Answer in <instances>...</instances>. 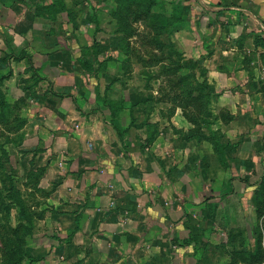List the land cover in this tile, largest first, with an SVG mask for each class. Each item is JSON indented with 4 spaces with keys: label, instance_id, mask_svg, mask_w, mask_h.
I'll return each mask as SVG.
<instances>
[{
    "label": "crops",
    "instance_id": "obj_1",
    "mask_svg": "<svg viewBox=\"0 0 264 264\" xmlns=\"http://www.w3.org/2000/svg\"><path fill=\"white\" fill-rule=\"evenodd\" d=\"M172 6L184 72L209 86L205 120L172 103L149 142L83 69L69 0H0L15 37L0 49L26 53L6 64V96L30 99L19 146L46 169L37 186L52 185L43 224L58 227L63 264H255L264 251V0Z\"/></svg>",
    "mask_w": 264,
    "mask_h": 264
},
{
    "label": "rangeland",
    "instance_id": "obj_2",
    "mask_svg": "<svg viewBox=\"0 0 264 264\" xmlns=\"http://www.w3.org/2000/svg\"><path fill=\"white\" fill-rule=\"evenodd\" d=\"M130 1L128 11L131 14L129 20L124 21L129 32L126 34L127 38L117 30L118 23L114 15L116 10L119 11L120 5L116 0H69L71 11L77 15L73 18L75 21L71 23V28L74 33L77 30L81 32L78 37L81 41L79 48L82 59L93 64L92 70L83 68L84 65L82 68L89 72L88 75L94 80L99 93L106 95L107 105L112 104L109 107L115 109H130L132 124L135 126L132 132L137 133L136 137L147 138L148 141L149 137L155 139L157 136L159 120L155 119L161 114L158 111H163L162 117L169 119L173 114L171 111L174 101H171V97L177 95L180 99L185 93V89L182 91L175 85L180 72L172 74L174 64L170 58L172 56L177 59V56L170 53L167 43L171 37L166 34L170 29L167 19L174 8L172 5L177 0H157L162 1V4L158 3L149 8L152 17L158 14L166 18V21L159 22L157 26L163 28L160 36H156L149 28L155 24L154 18H148L146 22L138 20L137 15L143 11V6L138 4L137 0ZM7 33V30L0 27V45H3V41L6 44L14 41L15 37ZM19 42L24 43V38ZM123 45L128 46L129 52L127 48L124 50ZM25 55L26 53L23 56L22 52H16L12 48L9 51L0 49V92L5 98L0 96V260H4L7 255L4 246L5 236L8 234L7 227H16L20 222L26 224L25 214L28 211L29 217L34 221V227L25 237L23 246L28 250L30 257L28 255L21 264H63L67 263V259H63L67 258V250L58 236L60 231L55 225L45 228L43 224L49 210L44 208V200L47 199L44 196L49 193L52 185L46 188L37 186L43 175L41 172L46 169L30 170L31 167L26 161L30 159V154L19 146L23 139L22 129L28 121L27 106L30 99L12 100L6 96L5 81L12 73L7 70L6 64L8 61L17 62L24 59ZM28 60L32 63L31 56ZM104 62L106 63L101 65ZM125 97H128L127 100ZM3 102H8L6 108L1 105ZM99 104L101 105V102ZM178 107H182L179 102ZM138 130L142 133L145 131V137H141ZM180 133L183 135L185 132ZM27 174L33 178L32 182L38 176V183L31 185ZM30 185L37 190H30ZM16 191H19L21 196L15 195ZM22 208L26 209L25 212H22ZM52 240L58 243H53ZM69 250L72 249L69 247Z\"/></svg>",
    "mask_w": 264,
    "mask_h": 264
},
{
    "label": "trees",
    "instance_id": "obj_3",
    "mask_svg": "<svg viewBox=\"0 0 264 264\" xmlns=\"http://www.w3.org/2000/svg\"><path fill=\"white\" fill-rule=\"evenodd\" d=\"M136 1V0H135ZM141 1V2H140ZM117 4H119V11L116 10L115 13V18L117 20L118 23V27L117 30L119 33H122L121 35L124 36V38H127V35L129 32L126 30V26H125V22L129 20L130 17V12L128 11L131 5V1L130 0H116ZM138 4H141L143 6V11L138 14L137 19L146 22V19H153V21L155 22V24H153V26L149 27L151 31L154 32V34L156 36H160L162 35V27L158 28L157 26L159 25V22H163L166 21L165 17H161V15L158 14H154L152 17V13L149 12V8L151 6H155L158 3L162 4V1H157V0H137ZM146 5H148V7H146ZM132 8V7H131ZM62 10H65V8H61ZM69 17L72 20V11H69ZM149 12V13H148ZM174 13L176 12L175 10L173 11ZM168 25L170 27L169 32L166 33L167 35H171V33L174 31L175 29V24L177 22V20L175 18H172L171 16L168 17ZM125 21V22H124ZM167 24V23H166ZM164 24V26L166 25ZM116 31V30H115ZM165 30H163L164 32ZM123 40V39H122ZM126 40V39H125ZM124 41V40H123ZM122 44V43H121ZM169 49L171 50L170 53H174L175 56H177V59L170 58L171 62L174 64V68H173V73L175 74L176 72H180V75L177 77L178 80L175 81V85H177L178 87H180L182 89V91L185 89V93H184V97H181L180 99H178L179 96H172L171 97V101H174V103H176L178 105L179 104L182 105L183 109H184V114L186 115V117L195 125V128L200 129L202 126V123L205 120V117L201 116V107L203 105V102L205 99V97L208 94L207 91H209V86L206 82H201L199 80H197L195 74L191 73L190 75H187L183 70H185V61H184V57L182 55V53L178 52V50L175 48L173 42H171V40H169ZM166 45V43L164 44ZM124 46V50L127 48V52H129V48L127 45H123ZM173 55V57H174ZM183 57V58H182ZM181 58V59H180ZM80 63L82 65L85 66L86 69L88 70H92L93 69V64L91 62H89L88 60L86 61L85 59H81ZM106 62L101 63V65H104ZM95 70V69H94ZM97 70V69H96ZM184 87V88H182ZM0 96L2 99L4 98V94L2 95V92H0ZM3 101V100H2ZM209 102V100H207V102L205 104H207ZM3 108H6V105L4 102L1 103ZM110 106H112V104H109ZM108 105V106H109ZM191 106L193 107L191 110ZM113 109H115L114 107H112ZM121 109V108H120ZM119 110V109H117ZM116 111V110H115ZM132 117V116H131ZM133 120V117L131 118ZM26 122H24L25 124ZM119 130V129H118ZM120 131V130H119ZM190 136L193 135L194 133L191 132L189 133ZM195 134H199V133H195ZM154 139V137H149L148 141L152 142ZM44 171L41 172V175L43 174ZM32 177H34L32 175ZM27 178L29 179V181L31 182V184L33 183L34 185H36L39 181V177L37 176V178H34L33 182L31 179V176H29V174H27ZM262 191H264V182L262 184V188L260 190V192L262 193ZM15 195H20L19 191L16 193H14ZM257 197L260 200V204H264V195H260L258 194ZM22 212H25L26 209L22 208ZM264 213V212H263ZM29 212H26V224L20 222L16 225V227H13L11 225H9L7 227L8 229V234H6L5 239L4 240V246H5V253L7 254L6 257L4 258V260H0V264H21L22 261L28 257L29 253L28 250L24 249L23 246L25 245V237L27 236V234H29L31 232L32 227H34V221L31 220V218L29 217ZM72 235V233H71ZM264 252V251H263ZM260 253V255L258 257H254L251 260H247L246 262L249 263H260L263 259H264V253ZM30 257V255H29ZM237 261H234L232 264H236Z\"/></svg>",
    "mask_w": 264,
    "mask_h": 264
},
{
    "label": "built area",
    "instance_id": "obj_4",
    "mask_svg": "<svg viewBox=\"0 0 264 264\" xmlns=\"http://www.w3.org/2000/svg\"><path fill=\"white\" fill-rule=\"evenodd\" d=\"M236 264H246V263H236ZM256 264H264V259L260 263H256Z\"/></svg>",
    "mask_w": 264,
    "mask_h": 264
}]
</instances>
